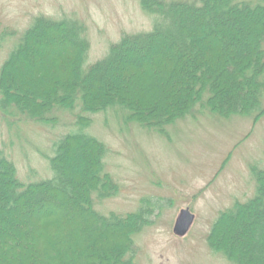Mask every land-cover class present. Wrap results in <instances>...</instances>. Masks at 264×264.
<instances>
[{
    "label": "trees",
    "instance_id": "1",
    "mask_svg": "<svg viewBox=\"0 0 264 264\" xmlns=\"http://www.w3.org/2000/svg\"><path fill=\"white\" fill-rule=\"evenodd\" d=\"M139 3L152 29L124 33L95 62L86 64L84 22L39 14L1 64L5 110L56 123L53 111L80 107L48 159L51 178L23 183L0 150V264H137L133 236L148 210L95 209L94 194L119 186L103 171L105 145L87 133L91 115L122 110L164 134L202 100L222 118L264 114V0ZM253 172L254 195L220 212L206 236L232 264H264V169Z\"/></svg>",
    "mask_w": 264,
    "mask_h": 264
},
{
    "label": "rangeland",
    "instance_id": "2",
    "mask_svg": "<svg viewBox=\"0 0 264 264\" xmlns=\"http://www.w3.org/2000/svg\"><path fill=\"white\" fill-rule=\"evenodd\" d=\"M39 14L84 22L86 64L103 58L124 33L148 31L154 23L139 0H0V66ZM203 102L165 125L164 134L125 122L122 110L91 115L87 133L105 145L103 171L120 187L111 198L94 194L95 209L102 214L148 210V223L133 236L137 264H232L208 246L206 236L220 212L255 193L253 169H264V114L256 121L255 112L222 118L200 107ZM78 107L57 109L49 114L57 122L43 123L0 106V150L23 183L52 177L48 159L62 136L74 131L70 124ZM185 208L195 219L188 235L178 238L172 227Z\"/></svg>",
    "mask_w": 264,
    "mask_h": 264
},
{
    "label": "water",
    "instance_id": "3",
    "mask_svg": "<svg viewBox=\"0 0 264 264\" xmlns=\"http://www.w3.org/2000/svg\"><path fill=\"white\" fill-rule=\"evenodd\" d=\"M194 220V214H192L188 208L181 209L177 214L172 232L175 236L184 237L187 235Z\"/></svg>",
    "mask_w": 264,
    "mask_h": 264
}]
</instances>
